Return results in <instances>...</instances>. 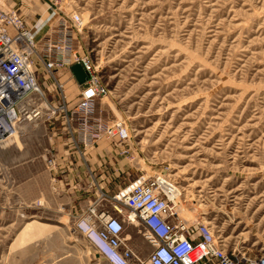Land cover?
Masks as SVG:
<instances>
[{"label":"rangeland","instance_id":"1","mask_svg":"<svg viewBox=\"0 0 264 264\" xmlns=\"http://www.w3.org/2000/svg\"><path fill=\"white\" fill-rule=\"evenodd\" d=\"M10 1L0 6L22 10L28 24L59 15L48 0ZM60 10L82 15L76 51L98 64L108 90L94 116L124 121L128 138H102L82 158L71 143L57 152L66 132L49 138L61 117L20 125L0 151V264H109L75 224L96 199L153 173L178 186L190 220L210 222L230 249L263 253L264 0H63ZM58 79L61 88L39 72L46 98L64 95L73 121L81 86L70 68ZM50 150L51 172L63 157L80 168L50 176Z\"/></svg>","mask_w":264,"mask_h":264},{"label":"built area","instance_id":"2","mask_svg":"<svg viewBox=\"0 0 264 264\" xmlns=\"http://www.w3.org/2000/svg\"><path fill=\"white\" fill-rule=\"evenodd\" d=\"M48 1L58 6L59 15L39 40L30 37L19 9L0 6V140L18 133L25 122L61 117L64 133L84 158L83 151L102 138H128V129L122 120L94 116V99L108 90L99 83L98 64L76 51L85 22L79 12L61 11L63 0ZM76 63L87 77L80 84L79 116L72 121L65 96L60 104L50 102L38 76L42 71L61 88L59 72ZM57 155L51 150L44 154L49 171L56 168ZM175 187L159 173L137 175L111 196L96 199L75 226L109 264H264V252L251 257L237 247L230 249L213 226L182 219ZM132 225L140 226L142 238L151 246L146 258L128 245L131 235L126 230Z\"/></svg>","mask_w":264,"mask_h":264},{"label":"crops","instance_id":"3","mask_svg":"<svg viewBox=\"0 0 264 264\" xmlns=\"http://www.w3.org/2000/svg\"><path fill=\"white\" fill-rule=\"evenodd\" d=\"M8 2H11V1L8 0ZM24 8H27V7H24ZM32 9H33V7H32ZM20 12L22 13V15H25L22 10H20ZM53 20H54V15L52 12H50V13L44 12L42 14V17L39 20L36 19V21H34V20L30 21L28 24V26L30 28V37L34 40H39L42 36V32L46 29V27H48L50 24H53V22H54ZM71 73H72V71H71ZM72 77L75 78L73 73H72ZM51 124H52V121H50L48 123V126L49 127L52 126ZM56 130H59V131H56ZM61 133L64 134L62 126H60L59 129H55V127H50V131H48L49 138H51V139L54 137V135L61 134ZM63 134H61V135H63ZM57 139H59L61 144L63 145L62 151H60L59 149L57 150V152H59V155H61L63 153V151L67 152L66 151L67 149L65 150L64 146L69 144L70 141L68 138L66 139L63 137H58ZM76 158L78 159V156H76ZM63 160L65 161V163L63 164V167H61L58 171H55L54 172L55 175H56V172L58 173L60 170H62L63 172L67 173V174L64 173L65 174L64 176H66L68 178L72 174L70 171H73V170L80 168L79 167V165H80L79 160L76 162V164L73 165L74 166L73 168H75V169H73L71 167L70 162H68L64 157H63ZM61 166H62V163H61ZM54 173L49 171L48 174L51 176L52 174L54 175ZM23 183H25V182H23ZM33 184H35V183L31 182V185H33ZM31 187H33V186H31ZM129 227H130V230L132 229L133 231H130V232L127 231L131 235V238L128 241V245L131 247V249L134 252H136L142 258H146L148 256L149 252L151 251V246H149L147 244V242L142 238L141 232H140V229H141L140 226H138V225L133 226L132 225Z\"/></svg>","mask_w":264,"mask_h":264},{"label":"bare ground","instance_id":"4","mask_svg":"<svg viewBox=\"0 0 264 264\" xmlns=\"http://www.w3.org/2000/svg\"><path fill=\"white\" fill-rule=\"evenodd\" d=\"M18 135L19 133H15L13 135H10V136H7L5 138H3L2 140H0V151L3 150L5 147L8 146V144L13 141V140H17L18 139ZM176 188V187H175ZM181 192L179 190V188L177 189L176 188V197H177V200H178V195H180ZM190 204H181L180 207H179V212L181 213L182 216L185 217L186 220H190L192 218L191 214H190ZM206 223H210L208 221H204Z\"/></svg>","mask_w":264,"mask_h":264},{"label":"water","instance_id":"5","mask_svg":"<svg viewBox=\"0 0 264 264\" xmlns=\"http://www.w3.org/2000/svg\"><path fill=\"white\" fill-rule=\"evenodd\" d=\"M70 70L79 84L85 81L87 74L79 63L71 65Z\"/></svg>","mask_w":264,"mask_h":264}]
</instances>
